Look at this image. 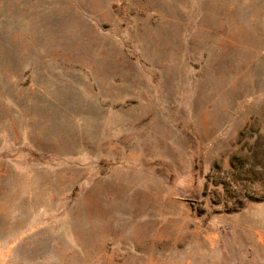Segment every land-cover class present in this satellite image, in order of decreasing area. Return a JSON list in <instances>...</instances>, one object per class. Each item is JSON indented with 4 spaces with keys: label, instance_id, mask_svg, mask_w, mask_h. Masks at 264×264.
Returning a JSON list of instances; mask_svg holds the SVG:
<instances>
[{
    "label": "rangeland",
    "instance_id": "1",
    "mask_svg": "<svg viewBox=\"0 0 264 264\" xmlns=\"http://www.w3.org/2000/svg\"><path fill=\"white\" fill-rule=\"evenodd\" d=\"M0 264H264V0H0Z\"/></svg>",
    "mask_w": 264,
    "mask_h": 264
}]
</instances>
